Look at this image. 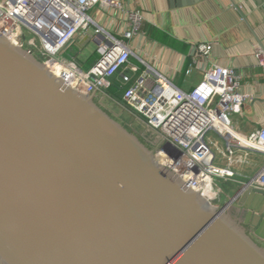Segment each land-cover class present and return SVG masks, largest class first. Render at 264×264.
I'll list each match as a JSON object with an SVG mask.
<instances>
[{
  "label": "water",
  "instance_id": "1",
  "mask_svg": "<svg viewBox=\"0 0 264 264\" xmlns=\"http://www.w3.org/2000/svg\"><path fill=\"white\" fill-rule=\"evenodd\" d=\"M107 103L0 36V264H264V189L213 204Z\"/></svg>",
  "mask_w": 264,
  "mask_h": 264
},
{
  "label": "built area",
  "instance_id": "2",
  "mask_svg": "<svg viewBox=\"0 0 264 264\" xmlns=\"http://www.w3.org/2000/svg\"><path fill=\"white\" fill-rule=\"evenodd\" d=\"M96 4L122 10L119 0H0V36L35 54L66 86L84 94L95 92L126 109L160 139L153 147L156 159L185 188L210 200L218 194L214 178H230L233 172L212 164L208 132L223 140L229 159L236 149L264 155V127L241 135L232 124L231 113H239L246 99L238 92V76L229 67L212 64L191 90H182L132 50L129 41L141 31V12L124 11L128 27L119 37L89 15ZM90 31L99 56L82 69L62 52L77 35ZM210 49L209 43H199L196 53L205 56ZM254 56L264 67V49L257 47ZM118 73L119 80L113 82ZM113 83L123 88L120 101L107 92ZM213 146L218 148L215 142ZM241 182L264 189V162Z\"/></svg>",
  "mask_w": 264,
  "mask_h": 264
},
{
  "label": "crops",
  "instance_id": "3",
  "mask_svg": "<svg viewBox=\"0 0 264 264\" xmlns=\"http://www.w3.org/2000/svg\"><path fill=\"white\" fill-rule=\"evenodd\" d=\"M119 1L122 10L96 4L88 13L120 37L128 27L124 11H140L144 21L141 31L129 41L132 50L184 91L191 90L212 64L233 69L239 80L238 92L246 95L240 112L230 115L234 129L246 135L264 127V67L254 56L257 47L264 49V0ZM89 43L95 45L94 50L89 48ZM199 43L211 45L207 55L196 53ZM62 56L73 60L82 69H88L99 56L92 31L77 35ZM131 61L142 69L136 59ZM119 78L118 73L112 80L117 82ZM98 99L108 100L111 104L100 94ZM132 119L136 121L135 117ZM214 142L218 148L214 146L217 155L211 148L212 164L233 172L230 178H214L219 197L223 195L226 201L229 195L218 182L244 181L261 166L264 155L236 149L229 159L224 145L220 146L211 139L212 145Z\"/></svg>",
  "mask_w": 264,
  "mask_h": 264
},
{
  "label": "rangeland",
  "instance_id": "4",
  "mask_svg": "<svg viewBox=\"0 0 264 264\" xmlns=\"http://www.w3.org/2000/svg\"><path fill=\"white\" fill-rule=\"evenodd\" d=\"M27 37H29L27 35ZM89 48H93V50L95 49V45L93 43H89ZM107 105L109 106L107 109L109 110V112L111 114H114L115 117L124 125L130 126L132 127L133 130H136L137 132L140 133H144L146 130V128L144 126L139 125L136 121H134L132 119V115L126 110L124 109L122 106H120L119 104H116L114 102H111V104L107 103ZM212 140H216L218 142V144L220 146L224 145L223 140H221L218 136H216L213 132H208L205 135V141L209 144V146H211L212 151L217 155V151L215 150V147L210 143V141ZM255 168V167H254ZM253 168V169H254ZM256 169V168H255ZM258 169H256L255 171H253V174L257 171ZM217 179H215L216 181ZM220 182V181H219ZM220 185H222L225 188H228L229 185L231 184V182L229 181L228 184L226 183H219ZM228 193V192H227ZM222 197V198H221ZM221 197H219V193L213 195V197L210 199V201L215 204V205H221L223 202H225L224 200V196L221 195Z\"/></svg>",
  "mask_w": 264,
  "mask_h": 264
},
{
  "label": "flooded vegetation",
  "instance_id": "5",
  "mask_svg": "<svg viewBox=\"0 0 264 264\" xmlns=\"http://www.w3.org/2000/svg\"><path fill=\"white\" fill-rule=\"evenodd\" d=\"M132 128V127H131ZM136 134L139 136V138L145 142L148 146L154 147L156 143L159 142L160 139L158 137L152 136L150 132L145 131L144 133L137 132L135 130Z\"/></svg>",
  "mask_w": 264,
  "mask_h": 264
},
{
  "label": "trees",
  "instance_id": "6",
  "mask_svg": "<svg viewBox=\"0 0 264 264\" xmlns=\"http://www.w3.org/2000/svg\"><path fill=\"white\" fill-rule=\"evenodd\" d=\"M122 91L123 88L118 83H113L107 90L108 94L117 101L121 100Z\"/></svg>",
  "mask_w": 264,
  "mask_h": 264
},
{
  "label": "bare ground",
  "instance_id": "7",
  "mask_svg": "<svg viewBox=\"0 0 264 264\" xmlns=\"http://www.w3.org/2000/svg\"><path fill=\"white\" fill-rule=\"evenodd\" d=\"M56 74V73H55ZM208 193V190L206 189V192H205V194H207Z\"/></svg>",
  "mask_w": 264,
  "mask_h": 264
}]
</instances>
